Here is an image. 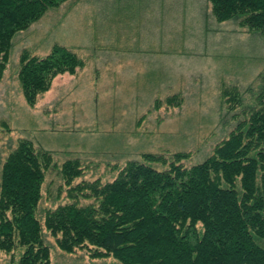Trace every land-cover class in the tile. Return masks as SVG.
<instances>
[{
	"label": "rangeland",
	"instance_id": "374dc122",
	"mask_svg": "<svg viewBox=\"0 0 264 264\" xmlns=\"http://www.w3.org/2000/svg\"><path fill=\"white\" fill-rule=\"evenodd\" d=\"M54 45L83 66L57 75L30 106L18 79L20 56L44 57ZM263 75L264 34L237 18L217 21L208 0H64L12 40L0 79V169L21 139L58 164L79 159L81 180L102 183L147 153L183 152L186 167L200 163L236 124L239 110H229L222 90L237 88L249 104ZM173 96L180 103L166 105ZM67 201L50 171L39 216ZM45 240L51 264H119L66 253L46 231ZM0 264H13L10 255L0 252Z\"/></svg>",
	"mask_w": 264,
	"mask_h": 264
},
{
	"label": "trees",
	"instance_id": "16d2710c",
	"mask_svg": "<svg viewBox=\"0 0 264 264\" xmlns=\"http://www.w3.org/2000/svg\"><path fill=\"white\" fill-rule=\"evenodd\" d=\"M63 1L0 0V79L14 36ZM208 2L217 21L237 18L264 34V0ZM82 66L61 45L44 57L23 51L18 79L25 101L34 106L57 75ZM222 98L239 110L236 124L205 160L188 167V153H147L116 166L109 181L81 180L79 159L58 164L49 151L19 140L0 169V252L13 264H51L46 231L66 253L83 250L119 264H264V80L249 104L235 87L224 88ZM50 171L68 201L43 210L41 219Z\"/></svg>",
	"mask_w": 264,
	"mask_h": 264
}]
</instances>
